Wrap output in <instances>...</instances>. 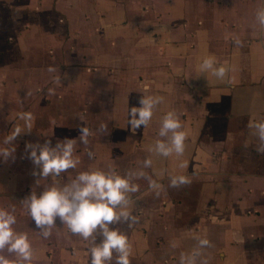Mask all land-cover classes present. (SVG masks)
<instances>
[{
	"label": "crops",
	"instance_id": "obj_1",
	"mask_svg": "<svg viewBox=\"0 0 264 264\" xmlns=\"http://www.w3.org/2000/svg\"><path fill=\"white\" fill-rule=\"evenodd\" d=\"M8 1L33 13L80 12L63 33L33 14L10 70L21 77L18 106L31 107L25 112L34 119L30 132L19 116L13 122L22 132L0 166V209L15 215L14 232L27 235L32 264H90L102 229L86 240L57 218L45 237L24 199L95 170L114 171L138 189L118 206L130 218L109 225L127 236L130 264H264V141L255 127L264 123V0ZM207 58L213 68L201 71ZM221 66L222 78L214 72ZM10 71L0 67V76ZM141 96L163 102L147 127L135 129L129 113ZM169 111L186 133L183 155L155 149L170 141L159 135ZM82 126L90 130L87 145ZM64 138L73 139L76 167L55 179L34 175L26 144ZM174 176L187 182L173 186ZM0 255L18 259L7 246Z\"/></svg>",
	"mask_w": 264,
	"mask_h": 264
},
{
	"label": "clouds",
	"instance_id": "obj_2",
	"mask_svg": "<svg viewBox=\"0 0 264 264\" xmlns=\"http://www.w3.org/2000/svg\"><path fill=\"white\" fill-rule=\"evenodd\" d=\"M258 18L264 23V10L258 12ZM214 59L207 58L201 65V71L213 68ZM215 75L224 77L227 69L224 66L214 69ZM163 102V97H145L139 99V107L130 109L129 124L132 128L139 129L141 126L147 127L153 116V110ZM19 119L24 121V127L30 132L32 129L33 116L30 112L19 114ZM260 129V139L264 141V123L255 125ZM182 128L179 117L174 112H167L163 117L159 131L161 137H168L170 141H156L155 149L164 156H170L173 152L183 155L185 151L186 133ZM22 132L20 126L15 128L14 133L8 137V141H13ZM79 139L84 145L88 144L87 137L90 130L86 126L79 128ZM25 150L28 158L36 166L34 175L53 179L60 177L61 173L70 168H75L79 163L73 158V139H58L55 146L50 140L44 144L28 143ZM264 150V149H261ZM11 152L0 151V157L7 159ZM91 156L92 153L90 152ZM40 180L36 184L40 185ZM172 185L178 186L187 182L184 176L172 177ZM35 189V188H34ZM33 189L30 196L25 198L29 214L35 222L36 227L43 232L45 237L49 235L50 228L59 218L61 223L75 234L81 235L84 239L93 236L98 229H102L103 240L89 249L90 264H107L113 258L115 250L119 255L116 264H130L131 245L127 236L118 230H111L109 225L116 223L123 218L127 221L130 213L118 210V206L127 203V193L137 191L136 187L129 184L125 176H121L114 171L103 172L99 170L84 171L77 175L75 180H71L63 187L52 186L44 189L40 194ZM16 223L13 213L0 209V250L6 246L9 252L17 254L18 259L13 262L5 256L0 255V264H32L33 252L31 244L26 234L14 232L12 225ZM207 239H202V246L209 245Z\"/></svg>",
	"mask_w": 264,
	"mask_h": 264
},
{
	"label": "rangeland",
	"instance_id": "obj_3",
	"mask_svg": "<svg viewBox=\"0 0 264 264\" xmlns=\"http://www.w3.org/2000/svg\"><path fill=\"white\" fill-rule=\"evenodd\" d=\"M21 6V5H20ZM19 5L15 1H8L5 5L0 6V29L2 30V34H0V67L11 70L14 69L15 64L17 62L16 58L18 57V51L16 46V41L19 40V36L22 35V27L31 26L33 23L32 15L36 14V21L43 23L44 25L49 23L54 29L57 27V31L63 33L64 24L69 26L71 14L73 17H80V12H72L70 9L66 10V7H61V10H56L58 13L54 11H41L37 13H33L31 11H22ZM22 7V6H21ZM60 8V7H59ZM57 9V7H56ZM53 10V9H52ZM55 10V9H54ZM20 27V28H19ZM19 29V32H18ZM21 33V35H20ZM64 35V34H63ZM65 36V35H64ZM14 70L10 71L9 75L0 76V148L3 150L8 149L9 147H13L8 141V137L11 136L13 130V122L19 116L20 113H23L29 110L31 107H22L18 106V100L15 97L17 94L15 90V84L20 81L19 76L14 74ZM50 80L49 83H51ZM10 86H7V85ZM2 85V86H1ZM6 85V87L4 86ZM30 94V93H29ZM48 94L47 92L45 93ZM49 95V94H48ZM31 98H29L30 100ZM48 99L47 96L44 98ZM49 108L46 106L42 107L41 110L48 112ZM6 119H9L6 121ZM3 132V133H1ZM1 135H4L2 138ZM15 143V142H13ZM17 143V142H16ZM15 143V144H16ZM5 148V149H4ZM11 165H15L16 157H10ZM6 163V159L4 157H0V166Z\"/></svg>",
	"mask_w": 264,
	"mask_h": 264
}]
</instances>
